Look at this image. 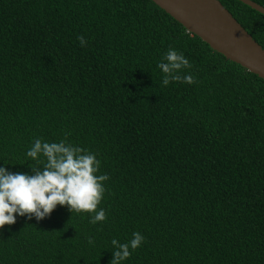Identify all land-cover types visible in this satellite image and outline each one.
I'll list each match as a JSON object with an SVG mask.
<instances>
[{"label": "trees", "instance_id": "16d2710c", "mask_svg": "<svg viewBox=\"0 0 264 264\" xmlns=\"http://www.w3.org/2000/svg\"><path fill=\"white\" fill-rule=\"evenodd\" d=\"M220 2L264 49V14ZM169 48L193 84H162ZM36 138L96 154L106 220L18 216L0 264H110L133 232L122 264H264V80L153 1L0 0V166L31 174Z\"/></svg>", "mask_w": 264, "mask_h": 264}, {"label": "clouds", "instance_id": "9594fccd", "mask_svg": "<svg viewBox=\"0 0 264 264\" xmlns=\"http://www.w3.org/2000/svg\"><path fill=\"white\" fill-rule=\"evenodd\" d=\"M85 46L82 36L77 37ZM162 76V84L170 81L194 83L192 75L186 74L191 64L186 56L169 48L157 64ZM184 73V74H182ZM31 163L27 172H12L0 166V229L12 225L16 217L25 216L40 221L57 207L67 206L68 210L89 213V223L97 224L106 220L105 210L98 208L105 188L107 174L98 175L100 160L86 148L75 146L65 139L48 142L36 138L25 152ZM144 242V236L133 232L127 243L111 240L113 246L110 264H122ZM89 244L93 240L89 238Z\"/></svg>", "mask_w": 264, "mask_h": 264}, {"label": "water", "instance_id": "95a60500", "mask_svg": "<svg viewBox=\"0 0 264 264\" xmlns=\"http://www.w3.org/2000/svg\"><path fill=\"white\" fill-rule=\"evenodd\" d=\"M226 59L264 80V49L220 0H151ZM264 14V6L239 0Z\"/></svg>", "mask_w": 264, "mask_h": 264}]
</instances>
